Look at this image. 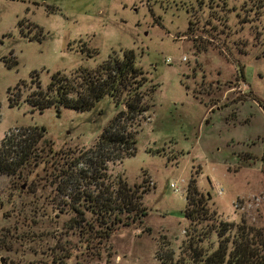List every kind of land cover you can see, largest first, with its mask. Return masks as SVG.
<instances>
[{"label":"rangeland","instance_id":"1","mask_svg":"<svg viewBox=\"0 0 264 264\" xmlns=\"http://www.w3.org/2000/svg\"><path fill=\"white\" fill-rule=\"evenodd\" d=\"M124 50L150 81L142 89L157 87L135 152L107 172L144 191L146 216L98 244L65 225L55 175L120 106L104 96L86 111H39L23 99L36 77L44 88ZM35 127L28 164L0 169V264H160L158 247L178 257L190 178L222 219L264 228V0H0V147Z\"/></svg>","mask_w":264,"mask_h":264},{"label":"trees","instance_id":"2","mask_svg":"<svg viewBox=\"0 0 264 264\" xmlns=\"http://www.w3.org/2000/svg\"><path fill=\"white\" fill-rule=\"evenodd\" d=\"M90 52L97 53L95 49ZM148 82L143 69L136 64L134 51L124 50L90 69L78 67L68 74L54 72L44 88L36 77L28 84L34 86L33 90L23 99L39 111L50 106L86 111L104 96L120 106L93 145L76 155L73 151L64 153L55 175L56 191L63 198L61 210L73 214L65 225L79 231L86 227L90 241L96 240L98 244L120 227L146 216L140 205L144 191L119 176L112 180L107 164L121 162L135 152L136 134L157 87L152 84L143 90ZM144 97H148L146 102ZM8 102L13 105L18 101L8 97ZM43 133L42 127H35L19 135L5 136L0 147V169L15 170L28 164ZM210 200L209 192L199 190L196 180L190 178L182 212L187 222L184 250L175 257L171 249L161 252L158 247L155 257L160 264H264V228L249 225L242 218L236 224L222 219L211 209Z\"/></svg>","mask_w":264,"mask_h":264},{"label":"built area","instance_id":"3","mask_svg":"<svg viewBox=\"0 0 264 264\" xmlns=\"http://www.w3.org/2000/svg\"><path fill=\"white\" fill-rule=\"evenodd\" d=\"M171 60H172L171 58H167V59H166V62H171ZM180 60H181V61H184L185 58L182 57ZM170 186H171V188H174L175 185L171 183ZM221 192H222L221 189L217 191L218 194H221Z\"/></svg>","mask_w":264,"mask_h":264}]
</instances>
